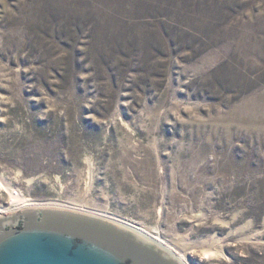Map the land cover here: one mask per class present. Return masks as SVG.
<instances>
[{
    "label": "rangeland",
    "instance_id": "obj_1",
    "mask_svg": "<svg viewBox=\"0 0 264 264\" xmlns=\"http://www.w3.org/2000/svg\"><path fill=\"white\" fill-rule=\"evenodd\" d=\"M0 177L185 264H264V0H0Z\"/></svg>",
    "mask_w": 264,
    "mask_h": 264
},
{
    "label": "water",
    "instance_id": "obj_2",
    "mask_svg": "<svg viewBox=\"0 0 264 264\" xmlns=\"http://www.w3.org/2000/svg\"><path fill=\"white\" fill-rule=\"evenodd\" d=\"M0 264H177L107 222L61 210L0 217Z\"/></svg>",
    "mask_w": 264,
    "mask_h": 264
},
{
    "label": "bare ground",
    "instance_id": "obj_3",
    "mask_svg": "<svg viewBox=\"0 0 264 264\" xmlns=\"http://www.w3.org/2000/svg\"><path fill=\"white\" fill-rule=\"evenodd\" d=\"M1 189L6 190L8 192V194H10L11 201L13 202L14 205L19 206V210H21V209L28 210V209H30V207H32V206H30L31 204L29 205V202L23 197L22 194H20L16 189H14L12 187L11 184L7 183L5 180H2V178L0 177V190ZM47 208H52V209L55 210V208H57V207H47ZM31 209H37V208H31ZM16 210H18V209H16ZM61 211H62V209H61ZM67 212H68V209H67ZM15 213L16 212H13V211L12 212L4 211V212H2V215H0V217L5 216V215L6 216L7 215L8 216H13V215H15ZM0 214H1V212H0ZM80 215H83V214H80ZM86 216H88V215H86ZM90 217H92V216H90ZM98 219H101V218H98ZM101 220L107 222L108 224H111V225L115 226L118 229L125 230L126 232L136 236L137 238H140L142 241L146 242L150 246L160 250V252H162V253H165L172 260H175L177 262V264H185L184 261L180 257H178V255L176 256V254H174L171 251V249H169L168 247H165L163 245V243L161 242V239H158V237L153 238L150 235L151 230L148 232L146 230H142L140 228L132 227V226H129V225H126V224L123 225V224H118V223H116L114 221L113 222H109V221L104 220V219H101ZM218 251H217V253H218ZM204 254H206L207 256L209 255L208 251H205Z\"/></svg>",
    "mask_w": 264,
    "mask_h": 264
}]
</instances>
